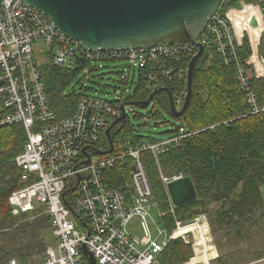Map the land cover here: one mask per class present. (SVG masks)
Here are the masks:
<instances>
[{"label":"built area","instance_id":"built-area-1","mask_svg":"<svg viewBox=\"0 0 264 264\" xmlns=\"http://www.w3.org/2000/svg\"><path fill=\"white\" fill-rule=\"evenodd\" d=\"M231 1H222L194 42L91 51L66 36L48 16L24 0H0V125L23 124L28 137L23 151L16 156L26 184L15 189L9 201L14 215L43 208L51 217L55 238L44 260L36 264H88L84 244L93 252L96 264H162L161 254L167 244L190 233L194 236L195 255L179 264H219L214 262L218 254L211 245L206 213L188 222L176 215L172 206L176 227L170 235L159 224L154 235L148 220L153 210L160 217L163 213L158 210L144 153L159 159L195 132L177 124L164 139L117 136L114 151L99 154L94 148H110L109 144L103 148L99 143L103 137L107 139V128L122 116V105L134 98L126 97L124 90L117 91L113 99L81 93L75 111L58 119L46 92L38 54L56 66L70 68L81 60L99 67L107 60L128 61L127 70L120 73L123 81L128 83L131 71L137 68L139 84L143 77L150 92L168 87L176 106L181 108L187 95L190 62L199 44L206 47L213 43L223 62L235 67L239 87L251 106L249 113L264 112L261 96L247 72V66H253L256 74L264 78L260 39L256 46L251 43L252 55L247 61L239 54L244 38L250 39V28L260 27V38L264 33V0H239V5L228 7ZM254 17L256 26L252 25ZM89 158L88 164L82 163ZM128 161L131 171L125 186L111 185L108 170ZM185 176L183 172L168 175L161 170L166 188ZM73 187L74 191L66 192ZM34 200L41 205L35 206ZM134 218L141 221L144 237L129 229ZM193 226L196 229H190ZM198 248L204 256L201 260H195ZM8 264L30 263L12 258Z\"/></svg>","mask_w":264,"mask_h":264},{"label":"trees","instance_id":"trees-1","mask_svg":"<svg viewBox=\"0 0 264 264\" xmlns=\"http://www.w3.org/2000/svg\"><path fill=\"white\" fill-rule=\"evenodd\" d=\"M232 5H239V0H232L228 7ZM260 51L264 55V34ZM239 54L244 62L251 57L252 46L248 36L244 38ZM247 67L248 75L264 104V78L256 74L253 66ZM86 68L94 70L101 67L87 60L79 61L74 68L56 66L51 61L40 65L46 92L58 119L75 111L81 89L70 90V86L76 75ZM145 84L141 77L139 86L130 98H147L150 91L141 95L146 92L143 90L147 87ZM192 86L189 107L183 116L176 119L180 120L178 124L195 133L159 159L150 152L144 153L158 210L163 213L160 221L166 233L172 234L176 221L161 170L168 175L183 172L192 177L198 197L192 203L174 207L175 213L183 220L195 218L201 213L207 214L213 232L222 233L218 239L221 253L217 262L235 264L239 260L231 261L244 249L250 253V258L263 257L262 247L252 249L249 245L231 251L222 241H227L229 246L231 243L238 245L258 231H264L261 193L264 184V112L249 113L251 106L239 87L235 67L224 64L213 43L206 45L197 63ZM164 107L170 113L168 95ZM151 112L153 116L159 113ZM133 115L136 118L143 116L137 111ZM173 131L172 128L169 133ZM123 135H139L129 116L124 127L113 130L114 139ZM27 141L23 124L0 125V264H8L12 258L21 263H39L44 260L48 247L55 243L51 217L43 212V208L14 215L9 201L10 194L26 184L16 164V156L23 151ZM108 144L103 137L99 146L106 148ZM130 171L129 161L117 164L107 172L109 183L124 187ZM261 239L264 240L263 235ZM192 255V247L183 239H172L161 254V262L179 264L189 260Z\"/></svg>","mask_w":264,"mask_h":264},{"label":"water","instance_id":"water-1","mask_svg":"<svg viewBox=\"0 0 264 264\" xmlns=\"http://www.w3.org/2000/svg\"><path fill=\"white\" fill-rule=\"evenodd\" d=\"M48 16L55 26L66 36L76 39L85 50H121L143 48L164 43L194 42L206 28L210 18L218 11L223 0H24ZM258 24L254 17L252 25ZM205 51L199 50L189 65L188 86L185 102L181 108L175 104L168 87L151 91L145 99H133L122 105L123 114L106 130L109 147L94 149L99 154L114 151L112 130L117 125L127 124L128 114L135 107H148L155 96L166 92L169 111L174 117H181L189 107L193 95V76L198 61ZM130 105V110L126 108ZM86 153V150H84ZM87 154V153H86ZM88 156V155H87ZM90 158L84 160L88 164ZM75 187L66 192H72ZM167 190L174 207L183 206L197 200V191L191 176L172 181ZM198 217L188 220L191 222ZM83 252L88 264H96V258L86 244Z\"/></svg>","mask_w":264,"mask_h":264},{"label":"rangeland","instance_id":"rangeland-1","mask_svg":"<svg viewBox=\"0 0 264 264\" xmlns=\"http://www.w3.org/2000/svg\"><path fill=\"white\" fill-rule=\"evenodd\" d=\"M248 2H251L253 0H247ZM259 32V30H257ZM260 34H258V37L253 38V35L250 34L249 36L256 44L258 43L260 39V44L262 42V37L260 38ZM48 49V47L46 46ZM260 51V48H259ZM261 52V51H260ZM38 61L39 64L49 63V60H46L45 57L40 56L38 54ZM103 67L90 70L88 68L81 70L75 77L74 82L70 86V90L81 89V93L91 94V95H97L103 98L107 99H113L117 91H125V96L129 97L131 96L135 89L139 86L138 83V69H133L131 71V76L129 78V82L126 83L121 79L120 73L123 71H126L129 63L125 60H107L102 62ZM135 78V80H133ZM145 93L143 92L141 95L148 94L147 89L143 88ZM166 93L162 92L158 94L154 100L151 102V104L146 107H139L137 106L135 108V111L143 114L141 118H136L132 112H129L128 116L130 119V123L133 125L134 129L137 131L139 135H142L146 138H153V139H164L170 135L169 131L175 126V124L180 123L179 119H176L172 114H170L166 108L164 107L165 99H166ZM161 101H160V100ZM130 110V107H128ZM151 111H159L158 115L153 116ZM120 125L116 126L115 129L119 128ZM35 206H40L41 204L34 200ZM160 216L158 215V212L156 210H153V216L152 218L149 217V223L152 229V232L154 235L157 232V224H159V227L162 229L164 228L163 224L160 221ZM129 229L136 234L139 237H144L145 230L141 223V221L138 218H134L130 225ZM165 229V228H164ZM215 234V233H214ZM221 232H217L215 234L216 237V243L219 246L218 239H220ZM261 231H258V233H255L253 236L248 238L247 241L244 239L242 242H239L238 245H235L233 243L228 245L227 241H222L225 247H227V250H236L239 248H246L247 246H251V248L257 249L261 243ZM211 237V234H210ZM193 234L190 233L186 235L185 237L181 238L184 240L186 244H189L192 249V241H193ZM212 238V237H211ZM188 240V241H186ZM211 244L214 245V241L211 240ZM238 252V251H237ZM221 253V252H220ZM193 255H195V252L193 250ZM192 255V256H193ZM250 253L247 252L245 249L240 251V254H236L234 259L231 262H235L236 260L244 261L250 258ZM247 258V259H246ZM214 262H217V258L214 260Z\"/></svg>","mask_w":264,"mask_h":264},{"label":"crops","instance_id":"crops-1","mask_svg":"<svg viewBox=\"0 0 264 264\" xmlns=\"http://www.w3.org/2000/svg\"><path fill=\"white\" fill-rule=\"evenodd\" d=\"M261 193H262V199H263V202H264V184L261 186ZM207 227L209 228L210 227V234H211V240L214 241V245H212L214 247V250L216 251V253L218 254V257H220V249L216 243V237H215V234L212 230V225H211V222H210V219L208 217V224H207ZM261 234L263 235L264 237V231L261 232ZM261 235V236H262ZM262 249H264V240L262 241V243L260 244ZM228 249V248H227ZM217 257V259H218ZM247 259V258H246ZM235 264H264V256L263 257H260V258H248L247 260H244V261H239V262H236Z\"/></svg>","mask_w":264,"mask_h":264},{"label":"bare ground","instance_id":"bare-ground-1","mask_svg":"<svg viewBox=\"0 0 264 264\" xmlns=\"http://www.w3.org/2000/svg\"><path fill=\"white\" fill-rule=\"evenodd\" d=\"M257 30H259V32H257ZM248 33H249V36H251L250 34H252L253 35V38H257L258 37V34L259 33H261V31H260V27H252V28H250L249 30H248ZM255 36V37H254ZM250 40H251V43L254 45V46H256L257 44L250 38ZM225 64V63H224ZM225 65H227V64H225ZM227 66H229V65H227ZM247 72H248V68H247ZM238 81V80H237ZM190 229H196L194 226L193 227H190ZM202 231H204V230H202ZM207 231V230H206ZM205 239H207L206 237H205ZM209 247H211V246H209ZM197 251H198V256L195 258V260H201V259H203V253H202V250L200 249V248H198L197 249Z\"/></svg>","mask_w":264,"mask_h":264}]
</instances>
